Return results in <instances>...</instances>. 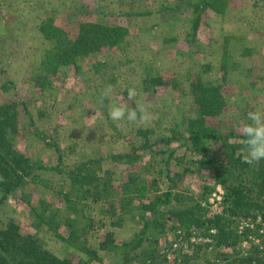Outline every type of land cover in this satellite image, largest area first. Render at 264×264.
Instances as JSON below:
<instances>
[{
    "label": "rangeland",
    "instance_id": "obj_1",
    "mask_svg": "<svg viewBox=\"0 0 264 264\" xmlns=\"http://www.w3.org/2000/svg\"><path fill=\"white\" fill-rule=\"evenodd\" d=\"M194 3L0 0V106L17 107L16 132L8 137L30 168L26 185L0 207V230L12 221L23 235L72 263L264 264V220L236 222L237 245H217L216 231L205 221L222 211L223 191L207 172L184 173L190 153L181 139L168 146L154 142L193 115L202 86L219 90V103L206 107V119L222 135L241 136L237 129L242 121L250 123L247 114L264 112V0H230L220 14ZM80 23L120 26L127 35L119 47L84 51L75 65L52 74L55 57L76 38ZM129 88L138 92L134 100ZM113 104L143 106L151 118L114 122ZM138 130L153 134L138 136ZM122 154L129 157L122 160ZM80 164L101 179L100 187L89 190L92 196L102 191L96 202L73 189L70 174ZM130 178L144 181L142 194L120 211L121 185ZM168 188L182 202L200 206V223L166 218L154 236L151 227L142 232L150 214L140 203ZM77 216L91 255L66 242L67 222ZM244 228L251 229L247 235L240 234ZM109 234L116 245L141 241V247L127 260L115 257L106 251Z\"/></svg>",
    "mask_w": 264,
    "mask_h": 264
},
{
    "label": "trees",
    "instance_id": "obj_2",
    "mask_svg": "<svg viewBox=\"0 0 264 264\" xmlns=\"http://www.w3.org/2000/svg\"><path fill=\"white\" fill-rule=\"evenodd\" d=\"M229 1L195 0L194 8L220 14L225 12ZM126 35V29L120 26L107 27L96 23H80L76 38L67 47L61 49L55 57L51 73H57L60 67L75 65V59L84 51L97 50L105 46L119 47ZM220 98L219 90L215 87L202 86L198 88L194 95V105L191 107L193 115L181 121L177 120L174 128L170 130L169 136H159L154 142L157 145L168 146L173 141L176 142L178 138L181 139L178 141H182L186 151L190 153V158L186 161L189 169H187L188 167L184 168V173L189 172V170L197 175L201 172H207L213 178L214 184L221 188L223 191L222 211L214 215L213 219L205 222L216 231V244L230 248L235 247L239 240V231L233 228L236 222L250 220V225H253L258 219L261 220V223L264 220V160L258 164L246 163L241 150L243 137L231 132L222 135L218 133L215 126L208 123L206 107L218 104ZM17 118L18 111L15 104L0 106V177H3V182H0V207L13 191L26 185L27 177L30 174L26 160L15 149L8 137L9 132H16L15 120ZM150 134L153 133L149 130L137 131L138 136L147 137ZM209 143L214 144L216 153L210 151ZM141 148L145 149L146 147ZM223 153L226 158H221ZM118 157L123 160L128 158L129 154L118 155ZM177 161L184 162L185 157H178ZM87 170L85 164H80L70 174V181L73 189L87 192L92 196L93 193H90L89 190L96 189L102 184L100 178L94 174H89ZM83 171L87 172L86 175H83ZM143 187V180L131 178L122 184V199L119 210H124L125 207L131 205L134 196L139 195ZM101 193L102 191H97V196H92L91 201H98L102 196ZM138 208L150 214V223L147 222L144 225L142 232L151 227L152 236L164 227L166 218H174L178 224L197 225L201 221V217L197 214L200 206L194 205L190 200L182 202L181 195L173 193L172 188H168L167 191L149 202H141ZM80 223L81 220L78 216L75 220L67 222L68 237L66 242L87 255H91V251L84 244L85 240L82 241L81 239L80 233L83 226ZM250 230L244 228L240 234L247 235ZM110 234L106 238V251L115 257L120 256L122 259L124 258L123 260H127L128 253L141 247V241L134 244L116 245ZM143 252L145 253L146 250ZM0 264L89 263L83 260L72 263L68 259H59L44 249L37 241L23 235L19 226L10 221L3 230H0Z\"/></svg>",
    "mask_w": 264,
    "mask_h": 264
},
{
    "label": "clouds",
    "instance_id": "obj_3",
    "mask_svg": "<svg viewBox=\"0 0 264 264\" xmlns=\"http://www.w3.org/2000/svg\"><path fill=\"white\" fill-rule=\"evenodd\" d=\"M111 91V86L102 93L99 102L102 103L108 93ZM129 100H134L138 92L135 88L127 90ZM110 119L114 122L126 121L128 123L147 122L151 117L147 110L138 105L136 108H129L127 105L113 104L109 113ZM248 122H240L238 132L243 139L241 140L242 152L244 160L248 164H258L264 160V112L252 111L247 114ZM0 182H3V177H0Z\"/></svg>",
    "mask_w": 264,
    "mask_h": 264
},
{
    "label": "crops",
    "instance_id": "obj_4",
    "mask_svg": "<svg viewBox=\"0 0 264 264\" xmlns=\"http://www.w3.org/2000/svg\"><path fill=\"white\" fill-rule=\"evenodd\" d=\"M245 61H246V62H250V60H248V59H247V60H242V59L240 60L241 63H244ZM253 61L255 62L254 59H253Z\"/></svg>",
    "mask_w": 264,
    "mask_h": 264
},
{
    "label": "built area",
    "instance_id": "obj_5",
    "mask_svg": "<svg viewBox=\"0 0 264 264\" xmlns=\"http://www.w3.org/2000/svg\"><path fill=\"white\" fill-rule=\"evenodd\" d=\"M261 220L260 219H258V222H260ZM252 225V224H251Z\"/></svg>",
    "mask_w": 264,
    "mask_h": 264
}]
</instances>
